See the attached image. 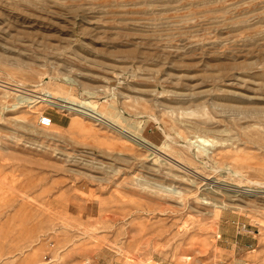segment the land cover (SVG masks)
I'll use <instances>...</instances> for the list:
<instances>
[{"label": "rangeland", "instance_id": "obj_1", "mask_svg": "<svg viewBox=\"0 0 264 264\" xmlns=\"http://www.w3.org/2000/svg\"><path fill=\"white\" fill-rule=\"evenodd\" d=\"M0 81V264H264V0H0Z\"/></svg>", "mask_w": 264, "mask_h": 264}, {"label": "bare ground", "instance_id": "obj_2", "mask_svg": "<svg viewBox=\"0 0 264 264\" xmlns=\"http://www.w3.org/2000/svg\"><path fill=\"white\" fill-rule=\"evenodd\" d=\"M4 80V79H3ZM9 81V80H8ZM11 85H21V84H17V83H13V82H2L0 81V89H2V91H4V93H10V92H13V87H11ZM43 92H41V95L39 96H29V95H26V94H19L18 97H15V102L11 105V107L13 108H19L21 107L20 105L21 104H29V103H34L35 101L38 102V101H42V102H46L48 104H51V105H54V106H57L61 109H65V110H70V111H73L75 113H78V114H81V115H84L86 117H90L91 119H94V120H97V121H100V122H104L106 120V116H109L115 120H118V119H121L122 116L119 114V111L117 112L116 108L113 106V104H109L108 105V108H109V111L106 112V114H104L103 112L101 111H98L96 108H95V100L93 99H87V100H79L77 102L73 101L72 99L69 98V96L67 95H57L56 92H53V91H49L46 89V87L44 86L43 87ZM37 91V89H36ZM39 91V90H38ZM32 94V92H30ZM34 93V92H33ZM13 98V97H12ZM70 99V100H69ZM23 105V106H24ZM5 109H7V105L4 106ZM64 110V111H65ZM122 120H127L125 118H122ZM104 124V123H103ZM108 124V125H107ZM105 125L107 126H111L114 125L113 123L109 122V121H106L105 122ZM49 127H55V123H52ZM70 127L72 129H76L78 131H80L81 133H86V134H92V135H97V132L95 130H93L92 128L86 126L82 120H78V119H73L71 122H70ZM139 131V130H138ZM136 132V131H135ZM126 134V133H125ZM123 137V135H122ZM129 141L131 142H134L135 144H138V145H150V147L152 146L149 142H147L145 139H142V137L138 134V133H134L132 134V136H125ZM167 137V136H166ZM141 138V139H140ZM202 142V143H205L207 142V140L199 137V136H195V142ZM191 142V141H190ZM192 143H194L192 141ZM147 144V145H146ZM143 145V146H144ZM153 147L156 149V146L153 145ZM166 147V145H165ZM149 149V147H148ZM153 149V148H152ZM210 187V186H209ZM240 189V188H239ZM243 190V189H242ZM253 191V190H252ZM235 192V191H234ZM244 192V191H243ZM242 192V193H243ZM246 193V192H245ZM249 193V192H248ZM233 195V194H232ZM213 203V202H212ZM221 204V203H220ZM217 209L223 207V206H219L217 205L216 203V206H215ZM214 207V208H215ZM215 208V209H216ZM222 209V208H221ZM220 210V209H219ZM219 210H217L219 212ZM215 211V210H214ZM216 211V212H217ZM218 216V215H217ZM188 258V257H187Z\"/></svg>", "mask_w": 264, "mask_h": 264}, {"label": "built area", "instance_id": "obj_3", "mask_svg": "<svg viewBox=\"0 0 264 264\" xmlns=\"http://www.w3.org/2000/svg\"><path fill=\"white\" fill-rule=\"evenodd\" d=\"M52 123H53V120H52L51 116H48V115L43 114V113L39 115L37 124L40 127L46 128V127H49Z\"/></svg>", "mask_w": 264, "mask_h": 264}]
</instances>
